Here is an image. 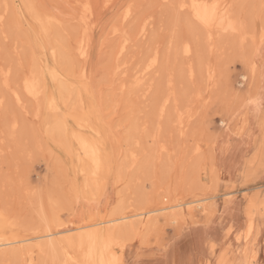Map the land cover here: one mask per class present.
<instances>
[{"label": "rangeland", "instance_id": "obj_1", "mask_svg": "<svg viewBox=\"0 0 264 264\" xmlns=\"http://www.w3.org/2000/svg\"><path fill=\"white\" fill-rule=\"evenodd\" d=\"M20 1L0 0V214L10 225L6 237L89 224L117 207L132 214L210 197L205 210H187L177 220L167 213L150 226L145 217L144 225L118 236V264H264V0H207L235 19L236 30L225 34L196 21L190 0H34L59 19L53 42L61 44V55L51 51ZM85 4L92 11L84 19ZM82 35L86 59L77 54ZM153 55L158 63L149 73L143 67ZM83 67L88 90L81 86ZM53 68L74 86L64 97ZM38 72L43 89L32 95L24 79H38ZM50 94L58 97L65 134H51ZM91 106L107 166L98 172L103 194L87 201L82 192L91 168L81 170L84 156L70 135L97 137L76 121ZM251 202L254 228L246 239ZM46 238L30 242L20 256L0 257V264L82 263V249L72 245L66 254Z\"/></svg>", "mask_w": 264, "mask_h": 264}, {"label": "bare ground", "instance_id": "obj_2", "mask_svg": "<svg viewBox=\"0 0 264 264\" xmlns=\"http://www.w3.org/2000/svg\"><path fill=\"white\" fill-rule=\"evenodd\" d=\"M21 1L23 2L26 10L29 12V14L34 19L33 23H35V22L38 23V26L36 25L38 27V31H39L38 33H40L41 36H44L45 39H47L48 41L51 42V44H52L51 48L53 49V50L51 49V51L55 55H61L62 54V52L60 51L61 48H58V46H57L60 43H56L55 41L53 42V39L55 38L54 24L56 21L58 22L59 19L54 14L49 13L48 11L47 12L42 11L37 6V4L34 0H21ZM188 7H189L193 17L196 19V21H198L202 26H204V28L206 27L209 29H215L216 30V31L214 30L215 32H218V31L220 33L224 32V34H225V32L231 33V31L233 32L237 28L236 23L234 22L235 19H233L231 17L232 14L231 15L229 14L230 10L229 9L227 10L225 7L220 8L219 5H217L215 3H210L207 0H190ZM81 11H83L82 17L85 19V17L88 18L90 16L92 9L90 8L89 4H85L83 10H81ZM131 14H132L131 8L127 9L124 12L122 19L127 21V19H129L132 16ZM58 26H59V24H58ZM146 29H147V24L143 23V24H141V27H140L138 32H140L141 35H144L146 33ZM36 31L34 33H36ZM35 37H36V35H35ZM45 39H43V41H45ZM263 40H264V38H263ZM37 41H39V40H37ZM123 41L126 42L127 39H124ZM88 47H89V45H88V42L86 41V38L84 36L81 37V40H79V44L76 47L77 48V54L79 56H81L83 59H86V57L88 56V52H89ZM124 48H125V43L121 45L117 54H120ZM184 51L188 52L189 47L186 46ZM60 52H61V54H60ZM34 63H35V61H34ZM157 63H158V56L157 55L151 56L149 58V61L147 62V64L146 65L143 64V65H145V67H143L144 71L149 72L150 70H153L154 67L157 65ZM120 65L117 63V65H115V68H118ZM33 69H34V67H33ZM45 72H46V70H45ZM38 73H39L38 79H36L37 77L35 76L37 74L34 75L36 78H31L28 76L29 78L26 77L27 79L26 78H25L26 80L24 79V81H25L24 82V89L32 95L39 94V92H42L41 88L43 89V85H44L43 81L44 80L43 79L41 80V77H43L44 75L41 76L40 72H38ZM51 74L54 78H56L59 81L58 87H59V91L61 93L60 95H62L64 97V95H66L65 92H67L68 90H70V88H73L74 86L71 83L67 82V80L62 79L61 78V77H63V76H61L62 73L59 72L58 70L53 68L51 70ZM79 74H80V78L82 80L81 86L83 87L84 90H88L89 89L88 79L90 77L88 76L87 70L83 67V69L81 68V72ZM67 75H69V74H67ZM243 77H244V79L245 78L247 79L246 75H243ZM143 92H144V90H143ZM54 95L50 94L47 96V104H48V108L50 110V112L48 111L49 112L48 113V120L53 122V128H52L51 134L59 135L60 133L63 132L64 127L66 125V122H65L62 114L61 115L59 114L62 112H58V108H59V105H58L59 103L57 102L58 97L56 98L57 95H55V96ZM165 97H166V95H165ZM80 101H82V98L80 99ZM161 104H160V106H161ZM159 109H161V108H159ZM96 111H97L96 107L91 106L86 111H83V112L77 111V112H79V114L77 113V115H76V121L79 124V126H82V127L88 126V127L93 129L91 131L95 130V133L97 136L96 138H88V137H85L81 134H76L75 132H73L74 135H72V133L70 135L71 139H72V136H74L76 138V140L78 141V145H79L78 154H83V156H84V157L82 156L83 158H81V160H82V163L80 165L81 170L84 171V173H86L89 170L88 168H91V170H90L91 173H89L85 177V185H86L87 190L84 189L82 192V196L87 201L98 200L100 198V196L103 194L104 189H105V183L98 176V172H100V171L103 172L107 166V164H106L107 159H105V156L103 154V147H102L103 140H101V138L103 137V133H102V130L100 128H97V127L93 126V124H92V120H93L94 116L96 115L95 114ZM160 111L161 112L164 111L163 107ZM74 115H75V113H74ZM140 129H141V127H140ZM65 132L66 131L64 130L63 134H65ZM63 134H62V136H63ZM105 134H107V133H105ZM106 137H108V136H106ZM120 148H122V147H120ZM70 149L72 150V148H70ZM118 157H120V156H118ZM132 157H134V156H132ZM78 160H79V158H78ZM78 162H80V161H78ZM77 169H78V167H77ZM209 198L210 197H204V198L189 200V201L175 200L174 202H169V203H167L165 201L166 203H162V205L158 206L157 208L150 209V210H142V211L137 210L138 212L136 211V212H133L132 214H127L126 213L127 211L124 210V207H117L116 210L112 211V213L109 217L100 218L99 220H97L95 222H92L89 224H83V225L76 226L73 228L61 227V228H58L56 231H48L46 234H41V235H37L34 237H26V236L6 237L5 233H6L7 228L10 227V225H8L6 218L2 214H0V237L1 236L6 237V238H4V237L0 238V257L5 256L8 253H12L13 255H15V257L20 256L24 253V252H22V251H24L23 249H26V248L28 249L29 247H31L30 242H32L36 239L39 240L42 237H47V238H49L47 242H49L51 244V246H53V248H55V247L59 248V246H60L61 247L60 249L62 250V252H65L66 254H67V250H66L67 247L70 248V247H73L75 245L78 248H80L79 250L82 249V263L81 264H118V261H119L118 253L116 251H114V246L116 245V242L118 243V238H117L118 236H120L121 234L124 235L125 232L134 231V229L138 226V224L144 225L143 220L145 219V217H147L145 225L150 226L151 224H154L156 222V219L158 221V216L165 215L167 213H169L170 216L174 217V220H177L178 216L184 215V213H186L187 210L190 211V210H192V209L194 210L196 208H202L203 210H205L206 206H207V200ZM254 207H255L254 203L251 202L250 207L248 208V211H247L249 221H248L247 228L245 230L246 239H249L250 235L252 234V230L254 228ZM130 218H137V219H130ZM126 234H128V233H126ZM59 235H64L63 239H56V236H59ZM58 238H61V237H58ZM40 243L42 244L43 242H41V241L36 242L38 247L40 246ZM36 244H34V245H36ZM56 244H58L59 246ZM49 245L46 244L44 247L49 246ZM37 246H35V247H37ZM120 247H122V249H123L124 243H122ZM41 250H42V248H41ZM59 260H61V259H59ZM71 262H73V261H71Z\"/></svg>", "mask_w": 264, "mask_h": 264}]
</instances>
